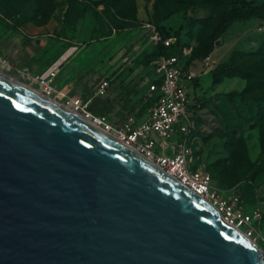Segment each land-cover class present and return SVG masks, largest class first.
<instances>
[{"label":"water","instance_id":"obj_1","mask_svg":"<svg viewBox=\"0 0 264 264\" xmlns=\"http://www.w3.org/2000/svg\"><path fill=\"white\" fill-rule=\"evenodd\" d=\"M252 244L149 160L0 77V264H264Z\"/></svg>","mask_w":264,"mask_h":264},{"label":"rangeland","instance_id":"obj_2","mask_svg":"<svg viewBox=\"0 0 264 264\" xmlns=\"http://www.w3.org/2000/svg\"><path fill=\"white\" fill-rule=\"evenodd\" d=\"M227 1L0 0V72L41 92L40 84L12 63L27 47L39 66L29 68L30 74L47 79L56 72L52 99L77 111L72 99H84L136 53L139 69L130 77L127 71L120 75L138 84L130 98L138 102L144 94L141 81L151 77L143 49L151 29L175 36L194 54L215 30ZM245 1L264 5V0ZM12 31L22 36L7 46L3 40ZM195 62L191 113L204 145L202 164L227 197L240 196L248 210L258 207L264 217V19L232 23L209 57ZM226 62L237 73L216 83L214 74ZM262 233L255 244L264 255V223Z\"/></svg>","mask_w":264,"mask_h":264},{"label":"built area","instance_id":"obj_3","mask_svg":"<svg viewBox=\"0 0 264 264\" xmlns=\"http://www.w3.org/2000/svg\"><path fill=\"white\" fill-rule=\"evenodd\" d=\"M176 40L163 39L153 28L143 49L160 43L170 46ZM139 54L131 53L123 62L124 68L131 67ZM190 51L184 49L176 57H162L153 63L154 80L147 78L143 87H148L147 96L159 95L147 114L139 119L136 114L129 115L122 125L112 122L108 116H97L88 110L90 101L82 98L72 99L71 104L79 113L84 114L97 126L114 136L124 146L149 160L194 191L213 206L222 219L239 229L247 238L256 243L263 240V214L260 208L248 210L240 196H226V192L214 184L207 168L202 164L203 141L195 134L197 124L191 113L190 87L196 78L194 66L185 69L186 57ZM184 61V62H183ZM35 82L40 84L41 93L53 98L56 89L52 72L47 79L32 76L28 68L23 70ZM108 87L104 82L95 95L103 94Z\"/></svg>","mask_w":264,"mask_h":264},{"label":"trees","instance_id":"obj_4","mask_svg":"<svg viewBox=\"0 0 264 264\" xmlns=\"http://www.w3.org/2000/svg\"><path fill=\"white\" fill-rule=\"evenodd\" d=\"M252 18L264 19V5H253L252 3H249L245 0H228L225 5L224 12L213 33L207 36V38L199 44V47L196 48L194 54L190 53V55L186 57L185 69L189 70L191 67H193L196 63V58L205 59L209 57V55L214 50V43L229 29L232 23L250 20ZM156 30L163 37V39L173 38L176 41L170 46H165L164 43H160L147 49V55L144 60L150 63L151 77H144L145 79L143 78L144 80L141 81L142 84L147 78H149L151 81H155L157 83L159 82L153 79V63L155 61L162 57H176L182 54L183 50L186 49L182 47L181 43L175 36H170L169 34L160 32L158 29ZM19 36H22L20 32L12 31L11 33L7 34L3 42L7 43V46H9L13 39ZM138 61L139 55L135 59L133 66L124 68L123 65L118 72L108 75L106 78L100 80L98 85L90 90V92L87 90L89 93L86 94L84 100L90 101L88 110L92 114L97 116H108L110 118L114 114L117 119L116 123L118 125H122L125 119L131 114H136L139 119H142L147 114L148 110L157 101L159 95L154 93L152 98H149L147 96L148 87H144V94L141 100L138 102L130 101L131 96L137 92L138 84H135L133 81H127L122 75H120L127 71V77H130L133 72L139 69V64H136ZM236 73L237 70L232 67L231 62H226L222 64L215 72L214 81L218 83L224 76L233 75ZM194 81L197 82V78H195ZM104 82H108V87L106 88L105 92L100 95H95ZM194 107H196V105ZM195 134L201 137L199 135L198 125ZM261 167L264 168V162L262 163Z\"/></svg>","mask_w":264,"mask_h":264},{"label":"bare ground","instance_id":"obj_5","mask_svg":"<svg viewBox=\"0 0 264 264\" xmlns=\"http://www.w3.org/2000/svg\"><path fill=\"white\" fill-rule=\"evenodd\" d=\"M0 62H1V59H0ZM0 77L8 80L12 85L16 86L17 88L25 91V92H28L32 95H34L35 97L47 102L48 104H50L51 106H53L54 108L68 114L69 116H71L72 118H74L76 121L78 122H81V123H85L89 128H91L92 130L104 135V136H107L111 139H114L116 140L117 142H119L120 144H122L119 140H117L114 136L110 135L109 133H107L106 131H104L102 128H100L99 126L93 124V122L82 116L80 113H78L77 111H74L72 109H69L67 106H64L62 104H60L59 102H57L56 100L50 98V97H47L45 95H43L41 92L39 91H36V90H33L32 88L28 87L27 85L23 84L22 82H20L19 80L13 78V77H10V76H7L5 75L3 72H0ZM123 145V144H122ZM258 251H260L262 254L263 252L258 248V246L253 242L252 244Z\"/></svg>","mask_w":264,"mask_h":264},{"label":"crops","instance_id":"obj_6","mask_svg":"<svg viewBox=\"0 0 264 264\" xmlns=\"http://www.w3.org/2000/svg\"><path fill=\"white\" fill-rule=\"evenodd\" d=\"M25 47V46H24ZM34 59H37V55H35L31 50H29L27 47L24 48L23 50V58H19L18 61H12V63L19 67V68H34V69H39L37 67L36 62H34Z\"/></svg>","mask_w":264,"mask_h":264}]
</instances>
